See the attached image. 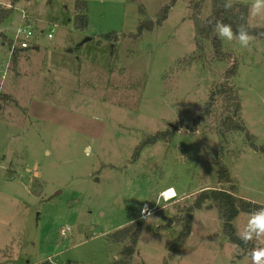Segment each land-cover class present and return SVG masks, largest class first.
<instances>
[{
	"label": "rangeland",
	"instance_id": "rangeland-1",
	"mask_svg": "<svg viewBox=\"0 0 264 264\" xmlns=\"http://www.w3.org/2000/svg\"><path fill=\"white\" fill-rule=\"evenodd\" d=\"M76 1L0 0V8H13L0 24V264H113L128 243L110 235L131 222L142 230L129 264H252L264 237L247 251L232 245L212 202L195 210L179 254L166 241L198 192L221 186L215 157L238 197L264 207V152L248 146L249 139L264 144V38L248 48L220 38L237 61L228 81L250 134L221 137L222 100L193 124L231 64L196 33L212 0L199 10L177 0L161 24L170 0H85L86 29L75 28ZM236 2L249 9L252 0ZM247 16L248 25L264 27ZM25 25L30 47L17 51L14 65L12 37H22L17 29ZM110 32L116 39L103 37ZM170 188L177 194L163 199ZM145 207L151 215L142 218ZM249 216L234 219L237 235Z\"/></svg>",
	"mask_w": 264,
	"mask_h": 264
},
{
	"label": "trees",
	"instance_id": "trees-1",
	"mask_svg": "<svg viewBox=\"0 0 264 264\" xmlns=\"http://www.w3.org/2000/svg\"><path fill=\"white\" fill-rule=\"evenodd\" d=\"M176 1L177 0H170L168 4L161 8V13L158 16L159 19L157 20L159 24H161L166 19L168 10L175 4ZM204 1L205 0H192L193 8L195 10H199L201 3ZM12 10L13 8L11 7L0 8V24L12 13ZM72 10L75 28L86 29L89 24L87 16V1L77 0L73 5ZM248 10V5L241 2H235L232 9L226 10L223 7V0H212L210 13L208 14L207 18H205L203 22L197 26L196 29L197 35H200L210 41L212 52L216 57L224 58L225 55H228L227 59H231V64L225 71V80H223L211 90L207 106L204 108V111L199 113L193 120V124L199 122L202 117L208 115V112L210 111L208 109L211 107V105H214V103H216L218 100H222L224 103V113L222 114V119L219 120V134L221 137H225V133H230L231 131H243L247 139H249L250 134L248 133L247 129L244 128L240 120L241 109L238 91H236L234 85L228 81L229 78L236 73L235 70L237 67V61L234 58L232 59L230 54L225 53L221 49L220 37L214 33L213 28L216 21H222L225 24H230L232 26L233 32L235 33L238 25L246 24L251 35L255 36L256 38H264V27H253L248 25ZM241 15H243L244 19H241ZM208 21H211L212 23H208ZM103 37L107 38L108 40L116 39V34L114 32H110L103 34ZM25 48L28 47H14L12 49L10 59L13 61L14 65L17 62V51L23 50ZM170 133L166 131L156 132L155 135L145 139L140 143V145L137 146L134 156H137L142 147L146 145H154L157 141L162 140L163 136ZM248 146L254 150L264 152V144L258 145L251 139H249ZM212 165L215 166L217 183H219L221 186L201 190L194 197L191 205L185 206L183 209L184 215L179 219L177 218L181 224L177 236L172 240L166 241V249L172 255H177L180 253L185 239L189 236L193 224L192 219L195 210L201 209L207 202H212L217 207L219 218L223 222L222 232L226 236L227 240H229L232 245H237L241 251H247L248 245H250V241L248 243H244L239 239L233 220L239 213L251 214L253 211L262 208V206L258 203L249 202L241 197H238L235 186L232 184L228 175L227 168L222 163V158H213ZM141 230V223L131 222L110 235L111 241L113 243H121V241L124 240H127L128 243L122 246L121 250L119 251L121 259L114 261L113 264H129L130 258L136 253V242L139 238ZM35 264L54 263L47 259Z\"/></svg>",
	"mask_w": 264,
	"mask_h": 264
},
{
	"label": "clouds",
	"instance_id": "clouds-1",
	"mask_svg": "<svg viewBox=\"0 0 264 264\" xmlns=\"http://www.w3.org/2000/svg\"><path fill=\"white\" fill-rule=\"evenodd\" d=\"M235 2L236 0H223V7L226 10L232 9ZM249 16L252 18L260 17L264 19V0H252L249 7ZM241 19H244L243 15H241ZM208 23L212 22L208 21ZM213 31L222 39L228 41L237 40L243 48H248L251 42L256 38L249 33L246 24L238 25L234 33L230 24L216 21ZM238 236L244 243H248L254 238L264 237V207L250 214L246 226L238 233ZM250 255L252 264H264V247L254 248Z\"/></svg>",
	"mask_w": 264,
	"mask_h": 264
},
{
	"label": "built area",
	"instance_id": "built-area-1",
	"mask_svg": "<svg viewBox=\"0 0 264 264\" xmlns=\"http://www.w3.org/2000/svg\"><path fill=\"white\" fill-rule=\"evenodd\" d=\"M20 32H23L22 37H20L19 34H15L14 38H12V41H13V42H12L11 47H10V48H11V51H12V49H13L14 47L23 48V47H27V46L30 45L29 38H31L32 31L29 29V25H25V27L20 28V29L18 30V33H20ZM47 36L50 37L51 34L48 33ZM165 193H166V192H163V195H164V198H163V199H167V198L165 197ZM150 213H151V212L149 211V209H148L147 207H145V208H143V209L141 210V217H142V218H145L146 216L150 215ZM71 230H72L71 227L68 226V227H66L65 230H62V231H61V235H62V236H65V234L68 233V232L71 231Z\"/></svg>",
	"mask_w": 264,
	"mask_h": 264
},
{
	"label": "bare ground",
	"instance_id": "bare-ground-1",
	"mask_svg": "<svg viewBox=\"0 0 264 264\" xmlns=\"http://www.w3.org/2000/svg\"><path fill=\"white\" fill-rule=\"evenodd\" d=\"M164 192H166V193H165V197H166L167 199H171L172 197H174V194L170 191V189L167 190V191H164Z\"/></svg>",
	"mask_w": 264,
	"mask_h": 264
},
{
	"label": "crops",
	"instance_id": "crops-1",
	"mask_svg": "<svg viewBox=\"0 0 264 264\" xmlns=\"http://www.w3.org/2000/svg\"><path fill=\"white\" fill-rule=\"evenodd\" d=\"M8 18V17H7ZM6 19V18H5ZM19 28V27H18ZM19 29H17V31H18ZM14 36H15V34H14ZM14 36L12 37V38H14ZM13 42V41H12ZM28 48L30 47V46H27ZM27 48H25V49H23V50H26ZM23 50H19V51H23ZM169 190V189H168ZM170 191L172 192V193H174L175 195L177 194V192H176V190L175 189H173V188H170ZM176 197V196H175ZM151 215V214H150ZM149 216V215H148ZM235 219V218H234ZM233 222H234V220H233ZM235 224V223H234Z\"/></svg>",
	"mask_w": 264,
	"mask_h": 264
},
{
	"label": "water",
	"instance_id": "water-1",
	"mask_svg": "<svg viewBox=\"0 0 264 264\" xmlns=\"http://www.w3.org/2000/svg\"><path fill=\"white\" fill-rule=\"evenodd\" d=\"M149 24H150V26H151V25H152V22H150ZM168 223H169V225H170V222H168ZM166 225H168V224H166Z\"/></svg>",
	"mask_w": 264,
	"mask_h": 264
}]
</instances>
